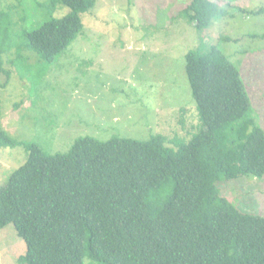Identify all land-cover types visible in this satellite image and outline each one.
Instances as JSON below:
<instances>
[{
    "label": "trees",
    "instance_id": "1",
    "mask_svg": "<svg viewBox=\"0 0 264 264\" xmlns=\"http://www.w3.org/2000/svg\"><path fill=\"white\" fill-rule=\"evenodd\" d=\"M33 6L46 21L26 31L25 50L53 66L84 32L83 15L96 0ZM59 7L70 11L54 18ZM225 13L217 2L193 0L181 17L203 35ZM203 39L186 56L200 118L189 141L87 136L53 154L4 130L0 99V149L23 146L27 154L0 187V229L14 225L27 246L20 264H85L86 257L100 264H264V217L240 211L218 184L264 177V129L240 69ZM39 72L32 95L49 73Z\"/></svg>",
    "mask_w": 264,
    "mask_h": 264
},
{
    "label": "rangeland",
    "instance_id": "2",
    "mask_svg": "<svg viewBox=\"0 0 264 264\" xmlns=\"http://www.w3.org/2000/svg\"><path fill=\"white\" fill-rule=\"evenodd\" d=\"M34 1L46 0H0L1 123L13 139L53 154L68 153L87 136L148 141L164 134L191 140L200 118L186 56L201 38L218 45L240 69L264 129V12L256 13L264 0H209L226 13L203 35L181 17L193 0H96L83 15L84 32L53 66L25 50L26 31L46 21ZM69 11L59 7L53 17ZM24 53L33 59L25 62ZM39 70L49 73L32 95ZM24 148L0 149V187L27 161ZM218 184L240 211L264 217V177L242 175ZM26 252L14 225L0 229V264H20ZM85 264L100 263L86 257Z\"/></svg>",
    "mask_w": 264,
    "mask_h": 264
}]
</instances>
